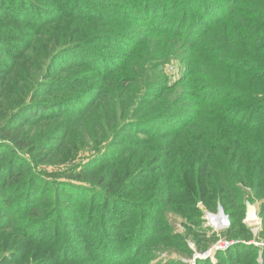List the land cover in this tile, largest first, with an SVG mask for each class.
<instances>
[{
    "label": "trees",
    "instance_id": "obj_1",
    "mask_svg": "<svg viewBox=\"0 0 264 264\" xmlns=\"http://www.w3.org/2000/svg\"><path fill=\"white\" fill-rule=\"evenodd\" d=\"M240 16L239 38L248 50H237L229 37ZM62 23H87L93 32L69 43L68 27H57ZM2 28L11 29L0 35L5 82L12 64H24L29 54L30 63L44 50L53 55L50 72L32 94L14 98L21 99L17 106L9 88L0 93V112L7 109L0 234L13 240L0 264L30 257L33 264H140L158 234L171 231L164 210L195 227L203 222L199 203L213 213L223 206L233 218L259 200L264 222V0H0ZM173 53L189 69L183 82L168 75ZM56 72L66 77L54 79ZM50 94L51 100L35 99ZM57 118L85 123L104 145L97 141L87 162L36 173L42 156L77 152L73 131L66 144L34 130ZM142 191L156 193L139 201ZM26 244L35 252L24 253ZM259 250L264 261V248L235 244L216 254L217 264H258L256 256L244 260Z\"/></svg>",
    "mask_w": 264,
    "mask_h": 264
},
{
    "label": "rangeland",
    "instance_id": "obj_2",
    "mask_svg": "<svg viewBox=\"0 0 264 264\" xmlns=\"http://www.w3.org/2000/svg\"><path fill=\"white\" fill-rule=\"evenodd\" d=\"M48 4H52L51 1H46ZM52 7H58L57 5L53 4ZM248 7V6H247ZM253 10V9H252ZM77 23V22H73ZM243 17H237L232 21L230 24V35L229 37L232 39L233 47H236V49L244 48L248 50L246 46L242 44V35L239 38V34H244L243 29L240 30V27L243 25ZM58 28L62 27H68L67 24H60L57 26ZM93 27L91 25H88L87 23H80V24H73L72 27H68L66 34L67 38L71 39L70 42H80L85 41L93 32ZM73 29H76V32H70L74 31ZM11 29L10 28H2L0 29V35H3L4 33H8ZM81 34L80 36L77 34ZM39 40L45 43L47 41V36L44 35V37H41ZM166 41L171 42L168 38L162 37L160 42ZM172 44V43H171ZM111 45L105 44L103 46L105 51H111L112 53H117L114 49H109ZM95 47H102L96 45ZM162 47H165V45H162ZM173 46L165 47L167 49H170ZM111 48H113L111 46ZM175 48V47H173ZM174 51V50H170ZM46 52V53H45ZM53 55V51H46L41 53H37L34 55L32 62L30 63V54L28 55L29 58L23 62H21L19 65L12 64V74L10 75V80L8 82H5V77H0V87H2V90H0V93H3V90L5 88H9L12 92V95L8 97L9 102L12 101V106H17L19 101L21 100H14V98H19L20 95H23L24 97H27L28 95L32 94L31 92L36 89L35 87L39 86L38 81L41 79V77H44V75L48 72H50L49 65L52 64L51 56ZM174 57L167 58L166 60H173V65H170L167 68L168 75L170 77V80L174 82H183L185 79V74L187 75L189 69L187 66H184L182 63L178 62L179 60V53H173ZM178 57V58H176ZM32 58V57H31ZM0 61H3V59L0 57ZM49 62V63H48ZM47 65V66H46ZM10 68V67H9ZM139 66L136 68L138 69ZM135 69V70H136ZM42 70V71H41ZM133 70V71H135ZM57 74H50L55 75L54 79L59 77V79H64L66 77V72H56ZM47 77V76H46ZM41 81V80H40ZM37 84V86H36ZM35 91V90H34ZM33 91V92H34ZM55 97L54 94L50 95H38L35 97L38 100H51ZM7 102V100H6ZM81 104V102H80ZM9 107V106H8ZM74 107V105H73ZM97 110V109H96ZM7 109L2 110L0 112V129L7 123V116H6ZM51 126H49L48 122L43 123L42 126H37L35 129H42L43 134L45 132L51 133L52 136H55L59 139V141H65L67 144L69 140H71V133L73 131L74 139L73 143L77 146L76 151L77 152H71L72 155H63L60 154L57 156L54 155H44L42 157H45L46 160L44 161L45 164H40L37 167H35L36 173H45V174H54L60 171H63L67 169L69 166L73 164L78 163H84L87 162L95 153L96 150V142L99 141L100 145L102 144L103 140L99 139V136L91 132L90 128L84 129V125H76L77 123L73 122V119L71 118H57L50 122ZM40 127V128H39ZM133 133V130L130 131ZM131 133L127 134V136L131 135ZM17 135V133H16ZM3 137V134L0 130V140ZM68 147H72L70 144H68ZM102 144L101 146H103ZM117 148H121L123 143L117 144ZM6 147L1 146L0 147V153L6 152ZM43 155V154H40ZM95 156V155H94ZM139 156L141 158V162L143 163L146 160V153L140 152ZM25 157L27 159H31L29 154H25ZM71 157V159H70ZM73 157V158H72ZM93 157V156H92ZM69 159V160H67ZM130 169V168H127ZM65 179V178H61ZM40 185V184H39ZM2 190H0V196H2ZM245 191H250V189H245ZM156 191H154L151 194H146L145 191H142L137 195L139 201H143L144 199L150 200L154 195ZM13 195V192L9 193V197L11 198ZM25 195L23 199H26L27 193H24ZM10 198H8L7 203H9ZM164 196L156 197V200L154 202H161L164 200ZM6 200L7 198H3ZM2 205L5 203V201L0 202ZM253 205L256 208L254 221L249 220V211L248 209H245L244 212H240L237 216H234L233 218H230L228 214L225 213L224 210V216L227 218L226 224H222L218 227L216 223L212 220L213 218H217L218 215V209L217 211L210 212L209 209H207L202 203L198 204V208L200 211L202 225H192L191 223H187V218L183 216H179L171 209L164 210L163 219L166 220L167 227H170L171 231H162L158 234V241L155 246L151 247L148 250L149 253L145 252L142 254L140 259V264H196L197 259L201 260H211V264H217L216 254L221 251H225L226 249L230 248L231 246L235 244H248V245H254L255 247L264 248V222L262 217L259 215L261 210V201L255 200ZM223 207V206H222ZM0 220L5 219V214L3 212H0ZM243 214V217H242ZM38 215V214H35ZM64 216V215H63ZM8 224H11L10 221H6ZM1 222V223H6ZM166 227V225H165ZM166 229V228H165ZM20 231H17L16 234H14V237L16 239L19 238ZM173 234V239H169L167 235ZM3 234H0V252L6 253L13 247V240L12 237L9 235L1 236ZM178 235V238L176 236ZM168 238V239H167ZM166 239V240H164ZM20 243V242H19ZM190 250L191 253H183L182 250L186 248ZM180 246V248H179ZM24 247V253H28L29 255L31 253L35 252V248H27V244L23 245ZM187 250V249H186ZM188 251V250H187ZM262 252L261 250L257 251L256 254H253L249 258L245 259L244 261H248L249 259L256 256L258 258V264H264L263 258H262ZM146 260V261H145ZM148 260V261H147ZM10 264H33V259L30 257L25 262H16V263H10Z\"/></svg>",
    "mask_w": 264,
    "mask_h": 264
},
{
    "label": "water",
    "instance_id": "obj_3",
    "mask_svg": "<svg viewBox=\"0 0 264 264\" xmlns=\"http://www.w3.org/2000/svg\"><path fill=\"white\" fill-rule=\"evenodd\" d=\"M246 205H247V209H248V211H249V212H252L253 215H254V217H255V216H256V215H255V212H256V208H255V206L252 205L250 202H247ZM218 212H219V213H218L217 217H219V218H224V219L226 220V222H227V218L224 216L225 214H224V210H223V207H222V206H219V207H218ZM213 217H214V216H212L211 218L214 219Z\"/></svg>",
    "mask_w": 264,
    "mask_h": 264
},
{
    "label": "bare ground",
    "instance_id": "obj_4",
    "mask_svg": "<svg viewBox=\"0 0 264 264\" xmlns=\"http://www.w3.org/2000/svg\"><path fill=\"white\" fill-rule=\"evenodd\" d=\"M212 220H214V222H219V223H216L218 225V227L222 224H226V220L224 218L217 217V218H214ZM249 220L254 221V215L252 212L249 213Z\"/></svg>",
    "mask_w": 264,
    "mask_h": 264
},
{
    "label": "built area",
    "instance_id": "obj_5",
    "mask_svg": "<svg viewBox=\"0 0 264 264\" xmlns=\"http://www.w3.org/2000/svg\"><path fill=\"white\" fill-rule=\"evenodd\" d=\"M256 217V216H255Z\"/></svg>",
    "mask_w": 264,
    "mask_h": 264
}]
</instances>
